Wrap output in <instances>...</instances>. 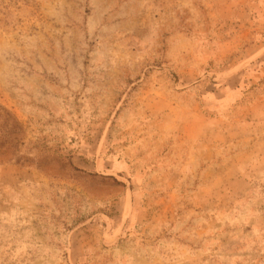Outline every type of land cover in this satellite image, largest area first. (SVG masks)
Returning <instances> with one entry per match:
<instances>
[{"label": "rangeland", "instance_id": "obj_1", "mask_svg": "<svg viewBox=\"0 0 264 264\" xmlns=\"http://www.w3.org/2000/svg\"><path fill=\"white\" fill-rule=\"evenodd\" d=\"M0 264H264V0H0Z\"/></svg>", "mask_w": 264, "mask_h": 264}]
</instances>
